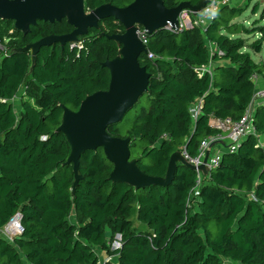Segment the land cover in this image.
Listing matches in <instances>:
<instances>
[{
    "label": "trees",
    "instance_id": "trees-1",
    "mask_svg": "<svg viewBox=\"0 0 264 264\" xmlns=\"http://www.w3.org/2000/svg\"><path fill=\"white\" fill-rule=\"evenodd\" d=\"M132 1L84 0V9ZM162 1L172 8L201 0ZM243 11L231 3L204 29L146 34L145 46L155 55L139 58L151 73L147 103L139 98L107 127L111 136L129 138L130 160L143 173L164 177L174 152L185 148L194 156L202 139L219 132L212 118L238 119L252 102L264 63L251 53L262 51L264 25H246ZM71 30L65 19L37 21L24 34L0 19V41H9L0 57V229L17 212L22 225L12 242L0 236V264H101L95 248L116 256L105 264H264V99L254 107L256 133L235 151L224 150L198 187L196 171L181 163L165 185L135 189L112 181L113 164L101 147L80 155L74 186L70 144L58 130L63 111H76L86 96L108 89L103 63L120 48L108 36L125 29L104 18L75 42L40 46L30 70L31 53L23 47ZM24 84L17 115L13 99ZM200 98L193 120L189 108ZM133 215L144 229L133 226ZM115 233L122 244L112 250Z\"/></svg>",
    "mask_w": 264,
    "mask_h": 264
},
{
    "label": "water",
    "instance_id": "water-1",
    "mask_svg": "<svg viewBox=\"0 0 264 264\" xmlns=\"http://www.w3.org/2000/svg\"><path fill=\"white\" fill-rule=\"evenodd\" d=\"M205 2L206 0H201L196 5L181 2L175 7L166 8L162 0H133L124 7L104 3L86 12L84 0H0V19L13 21L14 28L24 34L37 21L53 23L65 19L72 26L69 33L47 35L22 48L31 53L30 70L40 46L56 42L63 46L65 43L75 42L89 28L98 27L99 21L104 18H114L125 29L121 34L108 36L120 46L118 55L103 63L110 72L108 89L86 96L76 111L67 108L63 111L58 130L63 132L70 144L67 162L73 164L74 186L80 178V155L85 150H96L99 147L113 164L110 175L112 181L125 182L135 189L151 184H168L173 178L177 163L195 170V166L186 161L180 151H176L170 156L164 177L147 175L140 171L135 160H130L129 138L111 136L107 127L119 122L126 111L133 108L146 92L151 78V73L139 61L147 48L137 35L138 28L142 27L147 33H152L169 22L175 24L181 9L189 8L196 12ZM211 146L207 148L202 164L198 166L203 175L208 173L205 163Z\"/></svg>",
    "mask_w": 264,
    "mask_h": 264
},
{
    "label": "built area",
    "instance_id": "built-area-1",
    "mask_svg": "<svg viewBox=\"0 0 264 264\" xmlns=\"http://www.w3.org/2000/svg\"><path fill=\"white\" fill-rule=\"evenodd\" d=\"M232 0H206L205 4L200 10L194 12L189 8H183L177 15V22L171 24L170 22L163 27V29L172 32H180L183 29L191 27H200L204 29L205 26L217 15L220 7L231 4ZM146 30L142 27L138 28L137 35L141 42L146 45ZM0 49H2L0 47ZM146 58L148 60H154L155 55L150 51L146 50ZM204 72H210L206 67L199 68V74ZM256 78V77H254ZM264 99V89L256 90L254 98L250 105L245 109L244 113L238 119L231 118H212L210 120L211 126L218 129L217 134L206 137L201 140L199 145L198 153L194 156L190 155L185 148L180 149L182 157L190 164L195 166L197 173L196 187L201 184V178L204 176L203 173L198 169V166L202 164L203 157L207 148L210 147V153L205 165L208 171L218 166L221 155L224 150L228 152L235 151L244 137L249 134H255V128L252 124L253 112L255 104H258ZM201 98L198 99L189 108L192 119H196L200 113ZM215 146H217L215 148ZM197 188H195L196 190ZM22 233L21 215L19 212L14 214L7 224L0 229V236L6 240L12 242L13 239ZM122 241L119 233H115L110 242L112 250L119 249ZM114 256V255H113ZM112 259V256H108L104 259L101 264H105L108 260Z\"/></svg>",
    "mask_w": 264,
    "mask_h": 264
},
{
    "label": "rangeland",
    "instance_id": "rangeland-1",
    "mask_svg": "<svg viewBox=\"0 0 264 264\" xmlns=\"http://www.w3.org/2000/svg\"><path fill=\"white\" fill-rule=\"evenodd\" d=\"M231 2H233V4L240 5L241 7H243V9L245 11V12L243 11L244 13L240 17V21H243L248 26L249 25L252 26V21L258 20V21H260L259 22L260 24L264 25V17L262 20L260 19V15H261V12H262L263 6H264V0H232ZM256 3H258V6L256 5L257 8H256V11L254 13V11L252 10V7ZM242 36L246 37L245 35H242ZM251 39H252V37H249V41H251ZM8 42H9L8 38H4L3 41H0V47L2 48V49H0V57H1L2 53L6 51V49L8 47ZM251 55L253 56V59L256 60L257 63H260V64L264 63V41H263L262 51L259 54L251 53ZM26 88H27L26 84L22 85L20 87V89L17 91L15 98L13 99V105H14V108L16 110L17 115L19 114V111H20V100L22 97H24L26 95L25 94ZM31 101L33 102V99H31ZM140 101L142 104H146L147 98L145 96H142L140 98ZM135 111H136V109H133L131 111V114H133ZM216 147L217 146H215V148ZM134 214L136 215V213H134ZM135 215H133L131 217L132 221H133V226L136 227V229H142V228H140V227H142V225L138 222Z\"/></svg>",
    "mask_w": 264,
    "mask_h": 264
},
{
    "label": "crops",
    "instance_id": "crops-1",
    "mask_svg": "<svg viewBox=\"0 0 264 264\" xmlns=\"http://www.w3.org/2000/svg\"><path fill=\"white\" fill-rule=\"evenodd\" d=\"M232 4H233V2H232ZM263 7H264V6H263ZM208 46H209V45H208ZM252 57H253V56H252ZM255 61H256V60H255ZM208 69L211 71L212 67L210 66V67H208ZM255 80H256V81H255L256 90L264 89V79H262V78H257V79H255ZM196 101H197V100H196ZM196 101H195V102H196ZM259 141H260L261 145L264 144V135H263V134H261V135L259 136ZM140 228L144 229L143 226L140 227ZM95 252H96L97 256L99 257L100 262L107 258V255H106L104 252H102L101 249H99V248H95ZM114 257L116 258V256H112V260H115Z\"/></svg>",
    "mask_w": 264,
    "mask_h": 264
}]
</instances>
